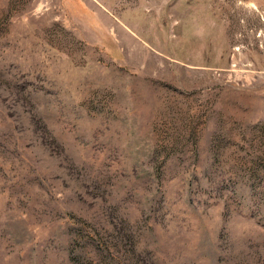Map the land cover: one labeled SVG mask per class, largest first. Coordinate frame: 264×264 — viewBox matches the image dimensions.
Here are the masks:
<instances>
[{
  "label": "rangeland",
  "instance_id": "374dc122",
  "mask_svg": "<svg viewBox=\"0 0 264 264\" xmlns=\"http://www.w3.org/2000/svg\"><path fill=\"white\" fill-rule=\"evenodd\" d=\"M70 245L264 264V0H0V264Z\"/></svg>",
  "mask_w": 264,
  "mask_h": 264
},
{
  "label": "trees",
  "instance_id": "16d2710c",
  "mask_svg": "<svg viewBox=\"0 0 264 264\" xmlns=\"http://www.w3.org/2000/svg\"><path fill=\"white\" fill-rule=\"evenodd\" d=\"M84 230H85L84 227L78 228L76 232L73 233V236L69 240L75 242L76 239H83L82 235L84 233ZM90 232H93V235L88 236V238L89 239H93L94 237L96 238V235H97L96 231L91 230ZM97 245L98 246L101 245V242L99 240H97ZM66 255H67L68 264H85L88 261L86 254L77 251V249L72 248L71 245L69 246V249H67Z\"/></svg>",
  "mask_w": 264,
  "mask_h": 264
}]
</instances>
